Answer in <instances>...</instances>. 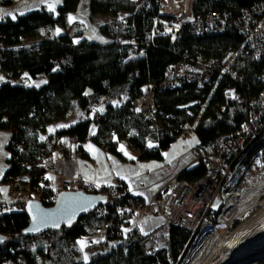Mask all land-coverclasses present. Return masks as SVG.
<instances>
[{
  "label": "trees",
  "instance_id": "1",
  "mask_svg": "<svg viewBox=\"0 0 264 264\" xmlns=\"http://www.w3.org/2000/svg\"><path fill=\"white\" fill-rule=\"evenodd\" d=\"M162 1L89 0L91 18H110L98 27L104 43L88 40L79 23H68L81 0H62L55 11L41 7L15 20L4 17L0 21V44L4 46L0 71L6 76L0 84V131L10 133L5 146L6 170L0 178V235L5 238L0 264L19 260L26 264H40V260L47 264H179L188 254L193 239L186 229L171 227L166 245L152 256L139 246L142 237L137 232L122 230L126 222L119 219V207L131 198L141 202L123 184L112 186L124 192L119 200H107L71 228L37 238L22 235L28 225L27 200L51 207L58 192L73 191L65 186L55 190L46 177L49 160L56 153L65 160L77 156L90 160L86 148L91 145L123 163L160 162L180 137L192 134L197 139L195 162L176 179L196 182L205 174L203 160L216 156V140L242 127L239 99H252L261 92L264 56L253 57L239 32L240 17L264 0H194L192 17L225 13L232 25L223 34L213 35H199L188 25L176 39L162 33L163 23L175 18L161 13ZM11 3L0 2L4 7ZM229 52L234 55L227 59ZM178 62L209 68L212 81L201 91L195 85L157 89L153 109L137 113L132 102L144 90L158 87L167 67ZM23 78L26 84H22ZM227 89L234 92L230 103L223 96ZM123 97L129 99L111 105ZM192 102L197 104L188 110L177 109ZM81 114L80 121L39 139L49 127ZM122 143L137 152L135 161L119 152ZM22 178H27L26 196L4 199V191L16 187ZM214 215L208 211L199 234L213 226ZM109 222H113L110 229L106 227ZM99 231L119 243L115 249L83 261L72 250L74 243Z\"/></svg>",
  "mask_w": 264,
  "mask_h": 264
},
{
  "label": "built area",
  "instance_id": "2",
  "mask_svg": "<svg viewBox=\"0 0 264 264\" xmlns=\"http://www.w3.org/2000/svg\"><path fill=\"white\" fill-rule=\"evenodd\" d=\"M240 19L239 32L246 38L253 57L258 60L264 56V2H257L251 9L243 11ZM188 25L194 27L199 35L203 32L213 35L223 34L232 24L225 13L198 18L183 13L170 22H164L162 33L176 39L181 29ZM1 50H4L2 44ZM233 55L229 52L227 59ZM2 60L0 55V62ZM211 81L212 73L207 67L174 63L167 67L158 87L147 89L132 102V106L137 113H149L153 109L157 89L176 90L184 85H195L201 91ZM260 81L263 88L255 98L239 99L244 113L242 127L216 140V156L203 160L206 169L200 180L187 182L175 178L148 204L142 205L131 198L119 207V219L125 222L129 216L150 208L162 219L160 227L140 239L139 246L147 256L158 251L159 234H167L171 227H180L192 233L191 249L179 264H227L231 254L248 242V238L264 233V74ZM233 93L232 89L224 91L226 103L232 102ZM49 176L54 178L58 175L48 167L46 177ZM64 186L73 191L100 194L113 201L124 195L116 187L102 189L103 186L90 183L81 176L66 180ZM169 188L166 199L158 200V195ZM17 192L7 188L4 196L7 198ZM218 195L221 206L213 217L214 224L199 234L206 214L212 210V203ZM112 226L113 222L106 225L109 229ZM218 227L223 232H218ZM253 227H259L258 232L247 231V228ZM113 232L111 229V234ZM252 251L256 260L250 264H264V244Z\"/></svg>",
  "mask_w": 264,
  "mask_h": 264
},
{
  "label": "crops",
  "instance_id": "3",
  "mask_svg": "<svg viewBox=\"0 0 264 264\" xmlns=\"http://www.w3.org/2000/svg\"><path fill=\"white\" fill-rule=\"evenodd\" d=\"M45 1L47 0H12L10 7H4L0 4V16L12 19L8 13L20 16L21 13L24 15L31 11L38 10L41 7L49 10V5L44 3ZM61 1L62 0H48V3H54L55 7H58ZM1 20L2 19H0V21ZM60 31L61 30L57 32L60 33ZM88 40L93 41L91 39ZM93 42L104 43L105 40L100 38ZM0 77L3 78L0 79L1 84L6 79V76L0 71ZM21 81L23 82L22 84L27 83L24 78ZM59 129L61 128H57V130ZM9 138V132L0 131V178L6 170L7 153L5 151V146ZM196 144L197 139L194 135L189 134L187 136H182L164 153L163 160L160 162L123 163L112 155L106 154L91 145H88L86 148L90 160H85L78 156L71 160H65L60 154L56 153L49 160L48 164L58 176L51 179L50 182L55 190L62 189L66 180L77 176H81L86 181L100 186L123 184L127 188L129 194L139 198L141 200L140 204L146 205L168 186L181 171L190 167L195 162L193 149ZM121 146H123V151L121 150ZM119 152L128 161H135L138 155L136 151L129 148L125 143L120 144ZM130 157H134V159ZM137 193H143V195ZM165 193L166 191H163L158 195V200L162 201L163 194ZM161 224L162 219L155 213L153 208H150L144 212L132 215L122 226V230H128L124 232L134 231L137 232L140 237H143L146 235L145 233L148 234L156 230ZM106 244L109 246L107 249L116 245L114 240H108ZM93 252H90V257L97 253L96 251Z\"/></svg>",
  "mask_w": 264,
  "mask_h": 264
},
{
  "label": "water",
  "instance_id": "4",
  "mask_svg": "<svg viewBox=\"0 0 264 264\" xmlns=\"http://www.w3.org/2000/svg\"><path fill=\"white\" fill-rule=\"evenodd\" d=\"M196 104L197 102H192L177 109L188 110ZM1 203L3 202L0 201ZM106 204L107 198L105 196L84 193L79 190L58 192L51 207H44L37 200H27L24 212L28 218V225L22 231V235L27 238H37L49 232H58L62 228L69 229L81 218ZM85 208L86 210H83ZM0 238H2V242H0V246H2L5 238L1 235ZM263 244L264 238L249 240L231 254L227 264H250L254 262L256 255L253 254L252 250Z\"/></svg>",
  "mask_w": 264,
  "mask_h": 264
},
{
  "label": "rangeland",
  "instance_id": "5",
  "mask_svg": "<svg viewBox=\"0 0 264 264\" xmlns=\"http://www.w3.org/2000/svg\"><path fill=\"white\" fill-rule=\"evenodd\" d=\"M193 1L194 0H163L161 13L165 16H171V17H176L183 13L190 14V8H191ZM88 2L89 0H81L77 11L68 16V23L70 24V26H72L75 23L76 24L79 23L81 26L80 28L84 31V36L88 39L96 41L97 39L103 38L99 33L98 27L102 25L103 23L109 21L110 18L101 17V16H96V17L91 18L88 12ZM44 3L48 5L52 4V3H48V0L45 1ZM56 8L57 7H55V9ZM69 17H72L73 19L69 20ZM145 91L146 90H144L143 93ZM128 99H129L128 97H123L121 99L113 101L111 105L112 106L120 105L124 103L125 101H127ZM204 102H201V105H200L201 107L204 106ZM83 117L84 116L82 114L77 115V116H71L67 118L65 121L55 125V127L48 128L45 134H42L39 136V139L44 140L47 136L54 134V132L57 131V128H62L61 125L69 126L71 124H74L80 121L81 119H83ZM194 156H196L195 153H194ZM26 179L27 178L20 179L17 186L12 187L13 190L18 191L15 195L8 196V198H4V199H7L9 201H15L17 199L24 198L26 196L24 192V189L26 188ZM169 190L170 188L166 191L165 194H163V198H162L163 200L166 199ZM220 206H221V200L218 195L215 197L212 203L211 209L215 214H217L219 212ZM218 232L220 233L223 232V229L218 227ZM158 238H159V248L164 247L166 245L167 235L161 233L159 234ZM106 241H108V239L106 237L105 232L99 231L94 236L82 237L78 239L74 243L72 250H74L77 253V256L80 257L83 261H85L84 257L87 256L86 261H88L90 259V252L96 251V252L106 253L110 251L111 248L107 249V247L109 246L106 244ZM111 243L114 244L113 242ZM118 243H116V245ZM115 248L116 247L114 246L113 249ZM19 261H20L19 263H15V264H26V262H24L23 260H19ZM6 264H10V263H6ZM40 264H47V263L40 260Z\"/></svg>",
  "mask_w": 264,
  "mask_h": 264
},
{
  "label": "snow or ice",
  "instance_id": "6",
  "mask_svg": "<svg viewBox=\"0 0 264 264\" xmlns=\"http://www.w3.org/2000/svg\"><path fill=\"white\" fill-rule=\"evenodd\" d=\"M48 8H49V11H55V4L53 3V4H49V6H48ZM23 13H21V15H22ZM8 15H10L11 17H12V19L13 20H15L16 19V16L15 15H13L12 13H8ZM0 19H3V16H0ZM73 18L72 17H69V20H72ZM57 31H59V30H57ZM0 79H3L2 77H0ZM61 127H66V125H61ZM151 146V145H150ZM121 150L123 151V146H121ZM125 154H127V153H125ZM131 159H134V157H130ZM47 179H54L53 177H51V176H49V177H47ZM137 194H139V195H143V193H137ZM146 199H147V197H146ZM83 210H86V208L85 209H83ZM221 227H223L224 225H220ZM125 231H128L127 229H125ZM143 231V230H142ZM145 234H147V233H145ZM0 242H2V238H0ZM84 259H85V261L87 260V256H85L84 257Z\"/></svg>",
  "mask_w": 264,
  "mask_h": 264
},
{
  "label": "bare ground",
  "instance_id": "7",
  "mask_svg": "<svg viewBox=\"0 0 264 264\" xmlns=\"http://www.w3.org/2000/svg\"><path fill=\"white\" fill-rule=\"evenodd\" d=\"M262 226H264V222H263V225ZM257 229H259V227L258 228H255V227H253V228H247V231L252 230V232L254 233ZM256 232H258V231H256ZM260 238L263 239L264 238V234H260V235L254 236V237H250V238L247 239V241L248 240H251V239H260Z\"/></svg>",
  "mask_w": 264,
  "mask_h": 264
}]
</instances>
